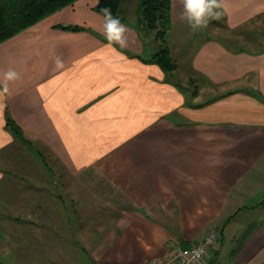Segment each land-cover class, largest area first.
Segmentation results:
<instances>
[{
	"label": "crops",
	"instance_id": "crops-1",
	"mask_svg": "<svg viewBox=\"0 0 264 264\" xmlns=\"http://www.w3.org/2000/svg\"><path fill=\"white\" fill-rule=\"evenodd\" d=\"M223 2L194 32L172 0L171 78L138 8L126 48L105 39L98 0L0 43V86L21 76L0 95V264H154L212 232L209 264H264V38L237 32L264 25V0ZM192 78L231 92L203 99Z\"/></svg>",
	"mask_w": 264,
	"mask_h": 264
},
{
	"label": "trees",
	"instance_id": "trees-1",
	"mask_svg": "<svg viewBox=\"0 0 264 264\" xmlns=\"http://www.w3.org/2000/svg\"><path fill=\"white\" fill-rule=\"evenodd\" d=\"M76 1L0 0V43ZM126 1L128 0H98L96 9L101 13V9L108 7L114 16L125 20L123 5ZM138 3V23L147 33L154 32L159 43L151 60L159 64L170 76L168 78H171L179 66L178 61L171 55L166 38L172 23V0H139ZM64 28L81 29L82 27L65 25ZM193 80L192 78L191 81ZM230 92L220 93L216 97ZM7 125L24 143L30 144L23 130L11 117H8Z\"/></svg>",
	"mask_w": 264,
	"mask_h": 264
},
{
	"label": "clouds",
	"instance_id": "clouds-1",
	"mask_svg": "<svg viewBox=\"0 0 264 264\" xmlns=\"http://www.w3.org/2000/svg\"><path fill=\"white\" fill-rule=\"evenodd\" d=\"M182 11L180 18L185 20L192 31L196 32L208 27L210 21L219 20L222 16L220 9L225 7L223 0H180ZM103 13V35L110 45H119L120 48L128 46V28L121 22L118 16H114L111 9L105 7L101 9ZM64 60L57 55L54 59V70L64 68ZM21 78L14 68L9 67L3 74V84L0 86V95L10 94V83H14ZM3 107V106H0ZM214 237L209 236L207 244L213 242ZM205 253V246L201 245L189 252H183L184 256H191L190 260L184 261V264H192V261H199Z\"/></svg>",
	"mask_w": 264,
	"mask_h": 264
},
{
	"label": "rangeland",
	"instance_id": "rangeland-1",
	"mask_svg": "<svg viewBox=\"0 0 264 264\" xmlns=\"http://www.w3.org/2000/svg\"><path fill=\"white\" fill-rule=\"evenodd\" d=\"M138 1L139 0H128L127 4H126V13L128 12V16H133L135 11L138 8ZM130 18V17H129ZM137 22V21H135ZM257 28H254V26H248L245 27L243 26L241 29H239L237 32H240L241 35L243 36V39L240 41V46L243 47H248V48H253V46L255 45L254 43L257 41H261L264 38V25L262 26L261 22H259L257 24ZM169 31V30H168ZM226 32V30H223ZM231 31H229L230 33ZM169 32H167V36H168ZM233 37H235V32H231L230 33ZM167 38V37H166ZM236 41V39H234ZM146 41L148 44L152 45V46H156L158 48V41L156 40L155 34L154 32H150L147 34L146 36ZM178 69V68H177ZM176 69V71H177ZM175 71V72H176ZM180 79V78H179ZM181 80V79H180ZM182 85H187V84H191V89H193L195 94H201V96L203 97V99H206L208 97L211 96H215L216 94H219V92H223L221 90V87H213V86H204L203 88L199 87L196 82V80L194 79L193 81H187L185 79H182ZM195 89V90H194ZM201 97V98H202ZM87 255V254H86Z\"/></svg>",
	"mask_w": 264,
	"mask_h": 264
},
{
	"label": "built area",
	"instance_id": "built-area-1",
	"mask_svg": "<svg viewBox=\"0 0 264 264\" xmlns=\"http://www.w3.org/2000/svg\"><path fill=\"white\" fill-rule=\"evenodd\" d=\"M209 236H213V242L211 244H207V239ZM204 241L201 242H193L187 246L184 247H179L178 249H176L175 253L173 254L172 258L170 259H166V260H160V261H156L154 262V264H184V261L186 260H190L191 256H184L182 255L183 252H189L191 253V251L195 248H199L201 245L205 246V253L204 255L200 258L199 261H192V264H209L207 261V256L208 253L210 251V248L215 245L218 242L219 239V235L217 232H212Z\"/></svg>",
	"mask_w": 264,
	"mask_h": 264
}]
</instances>
